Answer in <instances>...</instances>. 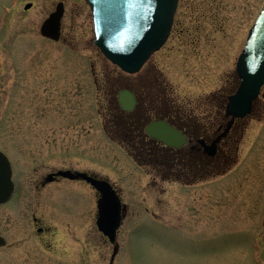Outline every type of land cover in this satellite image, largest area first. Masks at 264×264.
I'll return each instance as SVG.
<instances>
[{"label":"rangeland","instance_id":"rangeland-1","mask_svg":"<svg viewBox=\"0 0 264 264\" xmlns=\"http://www.w3.org/2000/svg\"><path fill=\"white\" fill-rule=\"evenodd\" d=\"M58 1L63 31L52 40L40 25ZM263 2L179 0L165 43L127 73L94 44L85 0H0V150L16 184L0 205L3 233L12 232L14 217L30 216L33 208H20L30 202L56 227V238L74 235L64 254L76 250L79 264H264V84L205 174L197 159L192 177L178 160L167 164L162 150H152L146 163L133 154L138 137L133 145L125 140L134 125L117 100L127 87L139 97L136 113L188 119L210 138L237 86L235 62ZM67 167L118 188L126 214L116 247L96 225L92 187L66 179L40 186L48 171ZM61 203L76 208L69 225L58 215Z\"/></svg>","mask_w":264,"mask_h":264},{"label":"water","instance_id":"water-1","mask_svg":"<svg viewBox=\"0 0 264 264\" xmlns=\"http://www.w3.org/2000/svg\"><path fill=\"white\" fill-rule=\"evenodd\" d=\"M91 10L95 39L94 44L114 64L127 72H136L167 39L178 0H85ZM31 3L25 5L29 7ZM63 2L59 1L54 11L40 26L42 35L58 40L60 35ZM235 70L239 77L236 91L228 96L226 115H231L224 132L206 146L209 155H214L217 141L226 133L235 117H244L251 112L253 101L264 84V3L248 31L244 47L240 51ZM118 100L125 110H132L136 98L129 89L120 90ZM146 132L164 143L178 147L185 142L181 131L166 120H154L146 126ZM9 159L0 151V203L13 193L14 183ZM70 179H84L99 193L97 198L98 229L116 242L123 208L116 189L105 178L86 171L59 169L55 172ZM51 174L46 177L50 180ZM4 238L0 235V245ZM116 251V248H114Z\"/></svg>","mask_w":264,"mask_h":264},{"label":"flooded vegetation","instance_id":"flooded-vegetation-1","mask_svg":"<svg viewBox=\"0 0 264 264\" xmlns=\"http://www.w3.org/2000/svg\"><path fill=\"white\" fill-rule=\"evenodd\" d=\"M62 31L63 30L61 26L59 39L62 36ZM135 96L136 104L132 110H124L119 106L120 110H122L126 114L128 113V116L132 117L130 118V122H132L130 124L134 125L133 127H128V132L125 133V140L131 145H133V139L135 138V136L138 137V139H136L137 145H133L134 150H136L137 153L133 154L139 155L142 160V163H146L147 161H153L154 159L151 158V156H153L152 150L154 152L162 150L164 152V155L168 156L171 159V161L167 164H174L175 166L176 160H178V162H181L183 163V165H185V171H187L189 177L190 175L192 177V173L193 176H197L198 173H200L199 176L205 174V166L207 160L209 158L212 159L216 157L221 141H223L224 138H226L231 132L235 125L236 119H239L235 118L233 120L226 133L219 139V141H217L216 151L214 155H209L206 151V146L211 144L213 140H215L221 133L224 132L226 124L231 118V116L225 115V105L222 121L218 124L215 132L211 134L209 138L207 136V133H204V130L207 128L202 127L203 131H201V126L198 127L194 122L188 119L183 124H177L174 123L172 120L168 119V117L166 116H157L151 118L147 114L143 116L144 114H141V112L139 111V113H136L135 110L139 109V97H137L136 94ZM153 120H166L169 124L173 125L175 128H177L183 133V135L185 136V142L182 145L175 147L167 145L155 137H151L146 132V126ZM147 146L149 147V150L146 149ZM161 154L163 153L161 152ZM166 159L168 160V158ZM197 159L199 160L200 169L198 168L199 172L195 174L198 169H192V167L197 165ZM58 169L77 170L71 167ZM58 169L48 171L46 175L43 176V180H40V186L45 187L49 183H54L66 179L82 180L87 185L92 187L84 179H69L61 175H56L55 172ZM49 174H51V179L46 180V177ZM165 175L166 174H164V176ZM111 184L114 186V188L118 191L120 195L118 188L112 182ZM11 199L12 197L7 202H9ZM121 201L123 205V208L121 210L122 225L126 214V204L123 202L122 199ZM7 202L1 203L0 205L6 204ZM25 204L28 205L25 207L20 206V208H41L39 204L35 205L34 207H30L32 204L30 202ZM61 205L63 204L61 203ZM61 205L59 207H56V209L58 210V215H60V220L62 224H64V222L66 221L67 225H69L71 219H69L68 216H70V214L71 216H73L75 214L74 211H76V208L72 205L69 206V203H67V205ZM33 209L30 211V216L28 218H13L15 220V223L13 224L14 226H12V232H10L9 234L3 233L2 229L0 228V235L4 238V243L0 245V264H79V261H77L76 258V256L78 255L76 250L75 252L73 250L71 251V253L64 254L66 250L64 249V242L66 241V245H69L70 241H72L73 243L75 241L74 235H71L70 232H66L59 234L56 238V227L49 223L45 217L39 215L40 212L38 213L37 210ZM68 229L71 230V226H68ZM2 248H8V252L4 253L3 251H1Z\"/></svg>","mask_w":264,"mask_h":264}]
</instances>
